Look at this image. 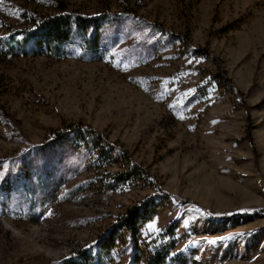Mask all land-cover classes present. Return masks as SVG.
<instances>
[{"label":"rangeland","instance_id":"374dc122","mask_svg":"<svg viewBox=\"0 0 264 264\" xmlns=\"http://www.w3.org/2000/svg\"><path fill=\"white\" fill-rule=\"evenodd\" d=\"M61 1L86 14L130 8L146 22L125 15L101 60L0 58V264H56L152 197L141 241L175 221V264H264V0ZM31 10L56 12L48 0H0V22L22 28ZM79 121L168 192L237 217L157 197L142 175L117 183L131 163L116 150L72 139L40 152ZM132 249L122 230L107 264H128Z\"/></svg>","mask_w":264,"mask_h":264},{"label":"trees","instance_id":"16d2710c","mask_svg":"<svg viewBox=\"0 0 264 264\" xmlns=\"http://www.w3.org/2000/svg\"><path fill=\"white\" fill-rule=\"evenodd\" d=\"M48 6L53 7L56 12L41 13L37 10L23 12L24 26L22 28L5 26L0 22V28L4 27L7 30L5 33H0L1 59L45 55L54 58L77 56L85 61L101 60L109 49V29L119 24L125 15L146 22L143 17L130 8H126L122 12L107 10L96 14H86L70 11L61 0H48ZM153 26L164 29L157 23ZM197 51L203 52L204 50L198 49ZM220 77L227 85L235 88L243 105L248 108L243 93L234 86L225 72H220ZM247 135L249 142L253 144L251 117H249L247 125ZM72 139H81L85 144L99 146L107 155L116 150L121 157L126 158L131 163V168L128 172L117 175V183L133 174L142 175L155 185L157 197L171 200L175 204L196 206L207 217L214 220L230 221L237 217L236 214H219L210 211L190 198L168 192L148 168L134 160L127 149L112 142L102 131L83 121L67 124L63 130L56 132L52 138L39 146L40 152L47 148L60 146L63 142H70ZM22 159L28 161L26 157H22ZM154 199L152 197L131 206L95 243L74 250L67 257L57 261L56 264L109 263L122 230L128 232L133 247L128 264H175L172 255L178 244L175 221H172L164 231L149 241L142 242L139 235L141 223L151 217Z\"/></svg>","mask_w":264,"mask_h":264},{"label":"snow or ice","instance_id":"6c2138e0","mask_svg":"<svg viewBox=\"0 0 264 264\" xmlns=\"http://www.w3.org/2000/svg\"><path fill=\"white\" fill-rule=\"evenodd\" d=\"M194 211H197V212H199V211H201V210H199V209H194ZM219 239H224V237H220ZM211 242H215L214 240L213 241H211ZM189 245H185V247H188Z\"/></svg>","mask_w":264,"mask_h":264},{"label":"bare ground","instance_id":"6f19581e","mask_svg":"<svg viewBox=\"0 0 264 264\" xmlns=\"http://www.w3.org/2000/svg\"><path fill=\"white\" fill-rule=\"evenodd\" d=\"M7 223H9V222H7ZM9 225H10V223H9ZM11 226V225H10ZM11 227H13V226H11ZM14 228V227H13ZM15 229V228H14ZM16 230V229H15Z\"/></svg>","mask_w":264,"mask_h":264}]
</instances>
